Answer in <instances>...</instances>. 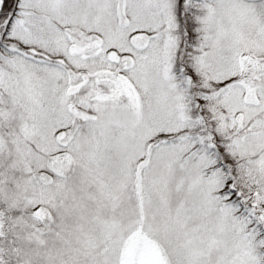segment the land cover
I'll return each instance as SVG.
<instances>
[{
	"label": "snow or ice",
	"instance_id": "snow-or-ice-1",
	"mask_svg": "<svg viewBox=\"0 0 264 264\" xmlns=\"http://www.w3.org/2000/svg\"><path fill=\"white\" fill-rule=\"evenodd\" d=\"M0 264H264V0H0Z\"/></svg>",
	"mask_w": 264,
	"mask_h": 264
}]
</instances>
